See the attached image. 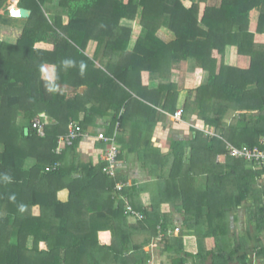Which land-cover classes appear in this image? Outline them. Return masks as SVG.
I'll use <instances>...</instances> for the list:
<instances>
[{
  "label": "trees",
  "instance_id": "1",
  "mask_svg": "<svg viewBox=\"0 0 264 264\" xmlns=\"http://www.w3.org/2000/svg\"><path fill=\"white\" fill-rule=\"evenodd\" d=\"M7 2L0 0V33L17 35L0 39V264H146L143 246L159 233L156 243L175 248V264H186L184 255L197 264H250L240 243L224 245L231 241L229 216L247 198L262 227L264 166L231 156L228 145L264 150V43L255 41L264 36V0H18L31 10L28 18L10 17ZM51 5L65 15H49ZM135 20L140 33L133 39L124 22ZM162 28L170 41L157 34ZM91 42L97 46L90 57ZM231 47L242 64L226 61ZM188 59L205 80L181 99L178 80L164 79ZM46 67L53 69L50 78ZM143 71L150 73L147 85ZM159 108L171 114L180 108L184 120L194 113L213 131L191 127V137L170 140L168 153L151 144L138 152L160 184L147 205L119 168L111 178L102 162L66 165L65 151L80 138L55 152L71 123L86 132L100 120L108 136L119 128V162L124 136L143 138ZM227 112L233 113L228 121ZM117 181L131 185L119 193ZM63 188L70 191L66 202L57 198ZM120 194L141 219L127 215ZM35 205L38 216L31 212ZM175 227L177 236L168 235ZM184 229L215 246L205 252L201 242L197 254L184 252Z\"/></svg>",
  "mask_w": 264,
  "mask_h": 264
},
{
  "label": "crops",
  "instance_id": "2",
  "mask_svg": "<svg viewBox=\"0 0 264 264\" xmlns=\"http://www.w3.org/2000/svg\"><path fill=\"white\" fill-rule=\"evenodd\" d=\"M14 1L18 3V0H11L12 3ZM185 2H189V5H186ZM9 4L11 3L9 2ZM184 4L186 6H190L191 2L184 1ZM50 9L52 16L56 14L58 10H62L61 8H58L55 5H51ZM161 30L163 32L166 31L163 28ZM16 32L17 31H15V33ZM165 34H167L168 36L167 41H170L171 40L170 33L166 31ZM258 35L259 34H256V36ZM89 45L87 47L88 51L86 52L88 55L93 56L95 52L96 44L94 42H91ZM231 49L236 51L234 47H231L230 50ZM230 50L228 52V58L230 57L229 56L231 53ZM230 58L231 60H234L233 56ZM190 60H194V59H188L187 61ZM187 61L183 62L181 66L178 69H176L173 73V75L174 74L180 75L178 78V82L179 85L181 86L180 88L181 99L184 97L186 90L191 89L184 86L185 79L193 78L192 71L187 72V70H185ZM228 61H230V59H228ZM198 71H199L198 76L203 75L205 77V73L200 68L198 69ZM45 74L46 77L48 78L52 77L53 69L50 67H46ZM145 76L146 77L148 76V80L145 79ZM150 80H151L150 73L148 71H143L142 83L144 85H147L150 82ZM85 89L86 86H81L79 88V91L83 92ZM159 110L161 111V116L152 127L151 129L152 131L149 129V131L143 136V138L137 140H133L130 138L128 139V135H125L124 136L125 141H122V144L120 143V146L122 148V152H121L122 156L120 161L118 162V168L121 170L122 174L127 176V178H129L130 181L134 182L137 189L140 187L138 190L139 200L144 205H147L149 203L150 196L155 193V189L157 187H160V184L158 180L155 179L150 174L148 168H145L142 165V163L139 161L138 152H141V154L144 153V150L146 148L148 149V147L150 148V144H151V147H153L155 150V151L153 150L154 152L158 151L159 153L160 151L163 154L168 153L170 151V146H169L170 140L172 138H176V136L178 135L181 136L180 134L175 133V131L173 130L175 127H173L171 122H168L170 121L168 118L170 116L172 117L173 114L163 111L160 108ZM198 119L199 118H197L196 114H192L191 116H189L188 121L192 125H194V123L196 122L199 123ZM97 122L99 125L101 124V126L95 128H88L86 131L87 135L77 140V142L71 148H67L63 156L66 165L68 164L78 165L80 163H87V162H91L94 165L101 163L100 161L101 149H103L104 146L103 143H101L97 139L96 134L98 133V131L105 130V128L102 127L103 121L99 120ZM179 139H184V138H179ZM148 141H149V145H148ZM130 148L132 150H130ZM166 168H168V166ZM261 177L264 179V175H262ZM260 184L264 186V180H261ZM69 197H70V191L68 188L60 189L57 192V198L62 202L68 201ZM260 201L264 203V197L260 199ZM31 212L34 216L40 215L41 213L40 207L38 205L33 206ZM263 216H264V212H263ZM182 218L183 217L178 212H174L173 219L177 220V222L179 220L180 221L179 224H181ZM229 220H230L229 233L231 235L230 236L231 241L226 246L224 245V247L233 249L234 247H236L238 243H240V245H242L241 247L246 248L248 252V258L250 264H264V223L262 224V227L260 229H257L256 216L254 213V201L251 198H247L245 201H242L240 206H238L236 210H234V212L229 216ZM204 228L205 230L207 229L209 230L207 226H204ZM102 235L103 237H105V239L109 237L108 230L103 231ZM180 238L182 240L181 245H183V251L192 255H195L199 251H201L200 250L201 246H199L201 242L203 246L202 248L205 249V252L206 250H209L215 246V244L213 243L210 237H205L203 239H200L199 236L196 234L195 230H191V229H184L181 232ZM151 242L143 246V250L149 253V260L146 264H175L174 258L177 256V254L174 247L170 246V244H165L163 240L157 242L155 246H150ZM40 246L41 248H46V244L44 242L41 243ZM217 247H220V244L217 243ZM180 254L181 256L183 255V253ZM184 258H186L187 260L186 264H197L195 259L191 257V255L188 256L184 255Z\"/></svg>",
  "mask_w": 264,
  "mask_h": 264
},
{
  "label": "built area",
  "instance_id": "3",
  "mask_svg": "<svg viewBox=\"0 0 264 264\" xmlns=\"http://www.w3.org/2000/svg\"><path fill=\"white\" fill-rule=\"evenodd\" d=\"M181 113H182L181 110L177 111L175 113V115H177L176 117L180 116ZM33 126L38 128L39 133L41 135L44 134L42 130V126L40 125L38 120L34 122ZM118 129L119 128L116 125L112 135L108 136L104 133V131H100L96 135L97 139L101 143H103L104 146L103 149H101V157H100L101 158L100 161L103 164L102 172L111 178L115 177L116 172L118 170L117 157H118L119 147L115 139ZM85 135H87V133L84 132L78 124L71 123L68 127L67 133L59 138L58 147L55 149V152L60 153L62 146L72 145L74 140L79 139ZM228 148H229V154L231 156L246 159L248 161H252L254 163H258L264 166V150H261L257 147L239 148L233 145H228ZM49 169L50 168H47V170ZM130 185H131L130 181H117L115 183L114 190L120 193L125 187ZM120 198L123 200L125 204V210L127 215L134 216L137 219L142 218V214L138 211H135L124 196L120 194ZM178 232H179V227H175L174 229L168 230V235L169 234L177 235ZM161 238H163V235L159 233L157 240H160ZM157 240L152 241L150 243V246H155Z\"/></svg>",
  "mask_w": 264,
  "mask_h": 264
},
{
  "label": "rangeland",
  "instance_id": "4",
  "mask_svg": "<svg viewBox=\"0 0 264 264\" xmlns=\"http://www.w3.org/2000/svg\"><path fill=\"white\" fill-rule=\"evenodd\" d=\"M9 2L11 3V4H13V5H15V1L12 3L11 2V0H8V2H7V5H8V9H9V7L11 6V4H9ZM185 4L186 5H189V2H185ZM49 12L50 13H48L49 15L51 14V9H50V7H49ZM57 13H60V14H63V15H65V12L64 11H62V10H58V12ZM257 15H258V11H256V12H254V20H253V22H252V30H254L255 29V23H256V18H257ZM124 24H127L128 26H131V28H132V38L133 39H135L136 38V36H137V34H139L140 33V27L137 25V20H135V21H127V22H124ZM5 30V29H4ZM7 30V29H6ZM9 31V30H8ZM8 31H6V32H8ZM15 31L16 30H11V32H10V34L9 33H6L5 31H2L3 33H5V34H3L2 35V33H0V39H6V40H11V41H14L15 39H16V35H17V32L15 33ZM166 33V31H162L161 29L157 32V34L163 39V40H165V41H167V39H168V36H167V34H165ZM16 34V35H15ZM255 41L256 42H259V43H264V36H260V35H258V36H256L255 35ZM97 46V45H96ZM89 47H90V45H89ZM95 48V47H94ZM96 49V48H95ZM86 51H88V50H86ZM230 57H232L233 56V59L234 60H231V58L229 57L228 58V56L225 58L226 59V61H228V59H230V63H233V64H242L243 62H244V58H242V57H239V56H236V51H234V50H230ZM101 54H99V56H100ZM90 57H91V55H89ZM218 59L219 60H221L222 58L220 57V56H218ZM236 59V60H235ZM243 60V61H242ZM187 65H186V68H185V70H187V72H190V71H192V75H193V78H188V79H185V87H188V88H193V87H196L197 85H199L200 84V82L201 83H203L204 82V80H205V77L203 76V75H201V76H198V67H197V65H196V63H195V61L194 60H190V61H187V63H186ZM185 72V71H184ZM179 76L180 75H177V74H174L173 75V73L171 74V78H169V79H164V82H169V81H171V80H178V78H179ZM145 79H147L148 80V76L146 77L145 76ZM179 110H181L180 108H178L177 110H176V112L177 111H179ZM175 112V113H176ZM175 113L173 114V116L171 117H169L168 119L170 120V121H168V122H171L172 123V125H173V127H175L173 130L175 131V133L176 134H180L181 136H176V138H184V139H187V138H189V137H191V135H192V130H191V127H194L195 129L197 128V129H199V130H204L206 133H212V128H210V127H208V126H205V127H203V120L202 119H198V121H199V123L198 122H196V123H194V125H192L189 121H188V119H187V121L186 120H184L183 118H182V113H181V115L180 116H178V117H176L177 115H175ZM194 114V113H193ZM233 113L232 112H227L226 114H225V116H224V120H229L230 119V117H231V115H232ZM192 115V114H191ZM190 115V116H191ZM175 122V123H174ZM189 122V123H188ZM174 123V124H173ZM193 128V129H194ZM170 136V135H169ZM175 137V136H174ZM164 158L166 159H164L165 160V162L167 163V160L169 161L170 160V157L169 156H164ZM224 158L225 157H220L218 160L219 161H223L224 160ZM203 211V213L205 214V212H206V209L205 208H203L202 209Z\"/></svg>",
  "mask_w": 264,
  "mask_h": 264
},
{
  "label": "water",
  "instance_id": "5",
  "mask_svg": "<svg viewBox=\"0 0 264 264\" xmlns=\"http://www.w3.org/2000/svg\"><path fill=\"white\" fill-rule=\"evenodd\" d=\"M8 14L10 17H14V18H28L31 14V10L28 8L17 6L15 3V5L12 4L9 7ZM27 132H28V128H25V133Z\"/></svg>",
  "mask_w": 264,
  "mask_h": 264
},
{
  "label": "clouds",
  "instance_id": "6",
  "mask_svg": "<svg viewBox=\"0 0 264 264\" xmlns=\"http://www.w3.org/2000/svg\"><path fill=\"white\" fill-rule=\"evenodd\" d=\"M15 3H17V2H15Z\"/></svg>",
  "mask_w": 264,
  "mask_h": 264
}]
</instances>
